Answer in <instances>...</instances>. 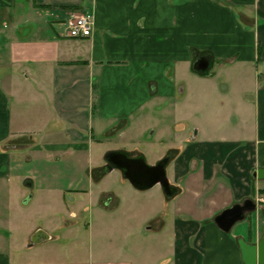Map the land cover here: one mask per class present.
Listing matches in <instances>:
<instances>
[{
	"label": "crops",
	"instance_id": "0c3cea01",
	"mask_svg": "<svg viewBox=\"0 0 264 264\" xmlns=\"http://www.w3.org/2000/svg\"><path fill=\"white\" fill-rule=\"evenodd\" d=\"M83 13L93 20L89 37L59 35L66 18ZM0 26V264H243L237 238L250 244L260 239L264 205L256 204L258 211L228 232L213 219L263 195L264 181L252 173L264 168V0H0ZM199 57L209 59L208 70L253 69L254 138L208 139L197 126L169 147L175 193L155 191L142 210L145 229L131 222L120 195L114 197L117 258L105 261L93 245L82 257L74 253L69 236L79 221L68 206L9 204L4 183L11 177L28 199L53 192L64 198L70 189L62 186L67 173L59 166L74 153L87 154V165L78 163L88 184L96 134L117 132L152 97L185 93L186 71L205 74L192 67ZM189 90L193 95L194 87ZM57 133L62 140H49ZM27 150L45 152L46 180L54 186L38 185L37 176L23 171V162H33ZM75 191L92 199L89 188ZM35 213L45 221L26 226ZM20 228L27 231L25 248H39L26 262L6 246ZM38 229L49 239L29 246Z\"/></svg>",
	"mask_w": 264,
	"mask_h": 264
},
{
	"label": "rangeland",
	"instance_id": "374dc122",
	"mask_svg": "<svg viewBox=\"0 0 264 264\" xmlns=\"http://www.w3.org/2000/svg\"><path fill=\"white\" fill-rule=\"evenodd\" d=\"M3 30L5 31V29ZM211 74L212 78H203L204 75ZM252 76L253 69L246 66L241 69L222 70L215 66L203 75L186 71L181 76L188 88L185 93L179 94L176 91L173 97H152L145 106L122 123L117 132L109 133V135L96 134L90 145L88 165L90 168L92 167L90 169L92 180L88 184L86 183L88 181L87 173L80 174L81 166L78 163V161H83L84 166L87 165L85 160L87 154L74 153L73 159L68 165L65 164L68 161L64 158L61 159L59 166L61 171L67 173L66 178L62 180V186L70 189L65 193L64 198L53 192L50 196L42 194L38 201L28 199L30 194L26 188L20 185V180L11 177L9 182L4 183V189L8 190L9 204H27L29 206L26 209L44 204L68 206L76 211L79 221V224L74 227L72 235L69 236L73 242L74 253L82 257L93 245L97 250L101 248L100 253L105 261L117 258V209L113 207L115 205L114 197H117V194L120 195V207L129 208L131 222L137 224L138 228L142 230L147 226L142 222V210L146 209L157 197L155 191L159 193L160 188L155 185L145 191L134 190L122 178L119 170L114 169L109 172L104 168L105 153L112 150H124L131 156L142 155L146 163L152 165L166 156L169 147L180 145L182 139L186 136L189 137L197 126L206 130L205 138L208 139L223 138L246 142L254 138L255 118L252 99L255 80ZM225 86L227 89H224ZM190 87H194L193 95L190 93ZM181 123L183 127H181ZM192 126L194 127L192 128ZM202 134V132L199 133V138L202 137ZM52 136L49 137V140L60 141L63 138L61 133ZM47 139L44 138V140ZM26 152L25 154L30 155L33 162H23V169H25L23 171L31 172L37 176L38 185L54 186L56 183H51L53 180L50 182L46 180L45 173L50 170L44 169L45 152L31 153L28 150ZM25 154H21L20 158L23 159ZM72 161L75 163L74 165ZM165 173L171 181L172 163H167ZM77 178H83V180L80 182ZM81 187L90 189L92 194L90 201L85 195H79L75 191ZM70 197L76 198L75 201L71 202ZM106 202H108L107 207H104L102 204ZM82 206L89 207V211L83 212ZM35 215L36 213L32 215L34 220L30 218L27 220L26 226L33 221H45L44 218H35ZM88 222L91 225L90 231H87ZM51 229L53 230V228ZM24 231L20 228L19 231L13 233L6 246L11 253L17 251L20 257L24 258L23 262H26L27 258H33L34 251L39 248L36 246L25 248L28 236L27 231ZM21 262L18 259L16 264ZM11 263H15V260L13 259Z\"/></svg>",
	"mask_w": 264,
	"mask_h": 264
},
{
	"label": "water",
	"instance_id": "95a60500",
	"mask_svg": "<svg viewBox=\"0 0 264 264\" xmlns=\"http://www.w3.org/2000/svg\"><path fill=\"white\" fill-rule=\"evenodd\" d=\"M193 69L200 73H206L209 68V59L200 57L193 62ZM107 171L119 170L134 189L145 191L158 185L166 196H172L175 188L170 185L165 173L168 158H162L155 164L146 163L142 155L129 156L124 150L108 151L104 155ZM252 176L264 181V168L259 167ZM258 211L257 205L251 198L244 199L241 203H235L216 215L213 219L216 226L223 232H228L236 223L244 220L246 215H252ZM264 216V207L261 209ZM49 239V236L41 229L36 230L29 238V246ZM241 261L243 264H264V223L261 227V236L256 243H248L243 238H237Z\"/></svg>",
	"mask_w": 264,
	"mask_h": 264
},
{
	"label": "built area",
	"instance_id": "2783aa9c",
	"mask_svg": "<svg viewBox=\"0 0 264 264\" xmlns=\"http://www.w3.org/2000/svg\"><path fill=\"white\" fill-rule=\"evenodd\" d=\"M93 20L90 14H71L63 21L59 29V35L66 38L89 37L93 30ZM256 204L264 205V195L256 199Z\"/></svg>",
	"mask_w": 264,
	"mask_h": 264
},
{
	"label": "flooded vegetation",
	"instance_id": "af4514ba",
	"mask_svg": "<svg viewBox=\"0 0 264 264\" xmlns=\"http://www.w3.org/2000/svg\"><path fill=\"white\" fill-rule=\"evenodd\" d=\"M200 58V57H199ZM129 156H131L130 154H129ZM132 156H139V154L138 155H132ZM165 157H167L168 158V162L170 161V155H168V154H166V156H164L163 158H165ZM167 162V163H168ZM167 165V164H166ZM104 168H106V166H105V161H104Z\"/></svg>",
	"mask_w": 264,
	"mask_h": 264
},
{
	"label": "trees",
	"instance_id": "16d2710c",
	"mask_svg": "<svg viewBox=\"0 0 264 264\" xmlns=\"http://www.w3.org/2000/svg\"><path fill=\"white\" fill-rule=\"evenodd\" d=\"M106 170H107V168H106ZM260 193L264 194V188L261 189Z\"/></svg>",
	"mask_w": 264,
	"mask_h": 264
}]
</instances>
